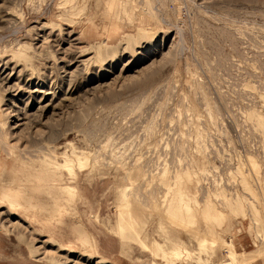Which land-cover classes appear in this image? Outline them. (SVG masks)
<instances>
[{
    "label": "rangeland",
    "instance_id": "374dc122",
    "mask_svg": "<svg viewBox=\"0 0 264 264\" xmlns=\"http://www.w3.org/2000/svg\"><path fill=\"white\" fill-rule=\"evenodd\" d=\"M260 119L264 0H0V264H166L152 253L167 242L154 209L146 248L123 254L116 190L131 188L136 214L163 209L178 175L223 214L202 258L226 264L232 248L238 264H264L251 206L264 221ZM81 156L76 177L50 166Z\"/></svg>",
    "mask_w": 264,
    "mask_h": 264
},
{
    "label": "bare ground",
    "instance_id": "6f19581e",
    "mask_svg": "<svg viewBox=\"0 0 264 264\" xmlns=\"http://www.w3.org/2000/svg\"><path fill=\"white\" fill-rule=\"evenodd\" d=\"M141 33H143L142 36L152 35L149 29L143 30ZM100 48L101 46L98 47V49ZM100 53L101 51L98 52V55ZM261 122L263 124L264 120L260 119V125H259L261 129H264V126L261 124ZM65 159L66 160L63 165L58 164L59 165L58 166L57 164L50 163V166H53L57 170L64 168L68 171L70 176L76 177L75 175L76 167L79 169V171H84L87 168L88 165L87 163H89L88 160H86L87 158L83 159L82 156L77 157V159L75 160L74 159L71 160L69 157ZM252 162L254 163V161ZM239 174L244 175L241 171ZM73 177H71L72 180ZM189 177L190 176L188 175H184L182 177L178 175L176 177L175 185H173V187H171L172 183L168 185L165 181L164 184L168 186V189L167 192L164 194V196H162L163 199L161 204L163 209H157V206L154 203L153 207L152 206L149 207L150 206L149 205L148 207L143 206L144 207L143 209L139 208L138 210L146 211V212H142L141 214L140 213L136 214V212L133 210L135 204L131 201L132 200L131 188L118 187V189L116 190V196H117L116 202H117V210H119V215L117 219V227L113 228L112 232L114 233V237L116 236L117 238L122 240L123 254H127L130 250H132L133 246L135 245H140L146 248V242L142 239V236L146 235V228H147V222H144V220L148 213V209L149 211L154 209L155 211H157L159 214L162 215L161 222L159 223L160 224L159 231L160 233L164 234L165 241H167L166 244H164V246L156 240L153 242L152 253L154 259L161 257L164 263L166 264H179V263L180 264H210V258L204 260L202 258V255L206 253V248L208 243H213L210 237L214 238L216 236V228H222V225L224 224L223 214L220 213V211L217 210L216 207H214L209 201L205 202V205L199 206V200L197 198L195 197L191 198L188 194L184 192L185 181L186 180L187 182L191 181ZM246 179L243 178L244 181L243 184L245 183L246 185L244 187L247 190V192H251L252 190L251 188H249ZM65 191L69 192L68 194L71 197L72 195L73 196L75 195L74 194L75 188L74 189L66 188ZM254 203L255 202H253V204L251 205L253 220L256 221L257 224L260 226L258 230V235L264 239V229H263L264 221L262 220L260 213L261 211H259L260 209H258L259 208L258 205H254ZM140 204L142 205V203ZM236 206L238 207L236 208ZM227 207L232 211H235V208L236 211L239 212L243 211V207H241V204L235 205L228 201ZM62 210H63L62 207L59 208L56 207V209L54 210V213H56L57 215L56 218H60L63 215ZM68 212H69L68 215H72L70 211ZM164 220L170 226L176 228L177 231H185L187 236L190 238L191 242L192 243L196 242L198 249L195 252L194 250L190 252L187 249L182 248L184 247L183 241H179V242L173 241L170 235L169 228L163 222ZM200 221H202L201 224ZM202 226L205 228V229L203 228L204 229L203 234L200 232ZM73 227H74L73 228L74 232H76L79 237L78 238V241L80 242L79 244L85 247L89 246L91 248L92 242L90 241L87 227L83 225L81 222ZM58 245H59L58 247L60 248L59 250L60 252L69 250L68 247L70 244L61 243ZM229 251L230 253L226 264H238L241 255L239 253L237 254L232 248ZM86 257L87 256H84L83 258L86 259ZM51 261H53L51 262L52 264H68L72 262L70 261V257H66V258L58 257L57 260L52 259ZM153 264H157V262L154 261Z\"/></svg>",
    "mask_w": 264,
    "mask_h": 264
}]
</instances>
